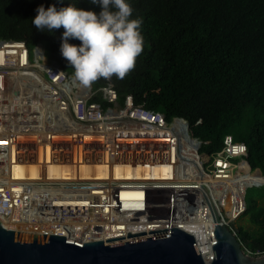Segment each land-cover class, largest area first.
Segmentation results:
<instances>
[{"label": "built area", "instance_id": "2783aa9c", "mask_svg": "<svg viewBox=\"0 0 264 264\" xmlns=\"http://www.w3.org/2000/svg\"><path fill=\"white\" fill-rule=\"evenodd\" d=\"M73 73L48 59L42 42L0 38V221L56 223L88 233L113 220L117 225L177 213L191 217L197 234L209 238L215 228L210 199L228 223L233 219L216 182L240 172L246 142L227 135L205 163L187 119L169 120L131 96L122 101L111 82L84 87ZM22 77L32 89L17 111L7 90ZM39 96L49 109L37 116L30 106ZM78 148L91 155L79 159ZM30 165L37 176L18 178ZM56 168L65 175L55 174ZM98 170L106 174L98 176Z\"/></svg>", "mask_w": 264, "mask_h": 264}, {"label": "trees", "instance_id": "16d2710c", "mask_svg": "<svg viewBox=\"0 0 264 264\" xmlns=\"http://www.w3.org/2000/svg\"><path fill=\"white\" fill-rule=\"evenodd\" d=\"M133 18H141L143 51L135 68L111 82L123 101L131 96L146 108L165 113L170 120H188L190 133L202 141L200 155L208 161L227 135L248 146L246 171L220 197L231 213L244 208L247 186L264 185V0H129ZM101 10L90 0H0V38L24 39L34 45L46 41L51 55L65 70L74 72L62 56L63 27L51 33L32 24L36 9L68 4ZM80 44L77 39L69 41ZM240 168V169H241ZM225 184L217 185L216 191ZM226 186V187H227ZM259 224L257 234L240 227L242 247L264 255V206L251 200L246 211Z\"/></svg>", "mask_w": 264, "mask_h": 264}, {"label": "water", "instance_id": "95a60500", "mask_svg": "<svg viewBox=\"0 0 264 264\" xmlns=\"http://www.w3.org/2000/svg\"><path fill=\"white\" fill-rule=\"evenodd\" d=\"M210 201L215 228L209 238L197 234L191 217L177 213L117 225L113 220L88 233L56 223L0 221V264H264V255L246 251Z\"/></svg>", "mask_w": 264, "mask_h": 264}, {"label": "clouds", "instance_id": "9594fccd", "mask_svg": "<svg viewBox=\"0 0 264 264\" xmlns=\"http://www.w3.org/2000/svg\"><path fill=\"white\" fill-rule=\"evenodd\" d=\"M90 3L100 7L99 13L71 3L59 9L52 4L47 8L38 6L32 18V24L41 31L51 33L63 27L62 56L74 69V80L84 87L102 78L123 79L135 68L144 44L142 19L133 18L129 0ZM71 39L81 43L72 44Z\"/></svg>", "mask_w": 264, "mask_h": 264}, {"label": "bare ground", "instance_id": "6f19581e", "mask_svg": "<svg viewBox=\"0 0 264 264\" xmlns=\"http://www.w3.org/2000/svg\"><path fill=\"white\" fill-rule=\"evenodd\" d=\"M30 80V79H27V78H18L16 80V82H11L9 83V86H8V90H7V94H8V97L10 98V102L12 103V105L14 106V108L18 111V104H19V108H23L24 106H26V102H25V91H29L31 90L32 88L31 87H28L26 86V82ZM37 80V83L35 85L36 89L39 90L41 88V84L40 82ZM26 86V90L24 89H21L20 87H24ZM19 89V94L16 92L17 90L14 91V89ZM14 91V92H13ZM23 102L22 104H20V102ZM37 105L36 104H32L30 106V109L31 110H34V112H37L39 109H41L42 111H45L49 108H47L49 106V104L47 103V101L43 98V96H39L37 97ZM52 109V108H51ZM38 116V112L36 114ZM60 130H64V129H60ZM78 154L80 155L79 159H85V157L87 155H91V153H87L85 152L83 149H80L78 148ZM30 174L31 176L33 177H36L37 174H38V169L36 167V165H30L28 166V169H26V171H24L23 169H20L18 172H17V177L18 178H23V175L24 174ZM54 173L55 174H59V175H65V172L63 170H61L60 168H56L54 169ZM98 176H104L106 173H104L103 171H100L98 170ZM235 178L231 181H226V180H220V181H217L216 184H225V182H227L230 186V189L234 186V181H235ZM224 181V182H223ZM227 185H225L224 187H221L220 189V197L223 195L224 191L225 190H228L229 188L226 187ZM227 188V189H226ZM217 198H219V195H217Z\"/></svg>", "mask_w": 264, "mask_h": 264}, {"label": "rangeland", "instance_id": "374dc122", "mask_svg": "<svg viewBox=\"0 0 264 264\" xmlns=\"http://www.w3.org/2000/svg\"><path fill=\"white\" fill-rule=\"evenodd\" d=\"M42 46L45 48L47 58L52 60L51 50L49 48L48 43L46 41H43ZM212 157H213V154H211L208 161H205L204 159H202V160L205 163H208L211 161ZM256 171H260V170L259 169L248 170V172H252V173H254ZM248 172L246 171V169L244 167H242L240 169L239 173L245 174ZM244 195H245V198H244L245 206H244V208L240 209L238 211V213H236V214L230 212V214H232V216H233V228L238 229L240 227H243L244 229L250 231L252 234H257L259 232V229H260L259 224L252 222L249 215L245 214V211H246L248 205L250 204L251 200H255L260 205L264 206V185L257 186L254 184H250V185H248ZM227 209L228 208H226V210ZM227 213H228V211H227Z\"/></svg>", "mask_w": 264, "mask_h": 264}]
</instances>
